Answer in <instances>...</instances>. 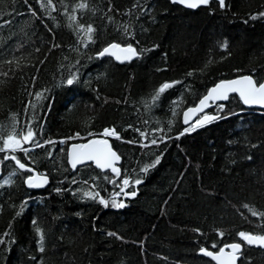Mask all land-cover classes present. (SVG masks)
Here are the masks:
<instances>
[{"label":"trees","instance_id":"obj_1","mask_svg":"<svg viewBox=\"0 0 264 264\" xmlns=\"http://www.w3.org/2000/svg\"><path fill=\"white\" fill-rule=\"evenodd\" d=\"M260 13L264 0H210L195 10L171 0H0V148L14 129L21 140L34 132L22 140L27 153L0 151V264H214L198 250L228 242L242 245L238 264H264V249L239 236H264V112L232 95L222 111L198 116L220 119L180 135L181 112L219 80L260 82ZM80 25L94 28L92 41ZM108 43L139 55L99 59ZM105 128L119 136L106 137L120 175L91 163L72 171L67 145ZM12 156L48 186L27 189L30 171ZM121 188L136 195L121 193L115 199L126 206L114 208Z\"/></svg>","mask_w":264,"mask_h":264},{"label":"snow or ice","instance_id":"obj_2","mask_svg":"<svg viewBox=\"0 0 264 264\" xmlns=\"http://www.w3.org/2000/svg\"><path fill=\"white\" fill-rule=\"evenodd\" d=\"M49 4L51 3V0H48ZM174 3L178 2L181 4H184L188 8H197L200 5H207L209 3V0H173ZM221 7H224V0H219ZM43 7V5H41ZM87 5L85 3H80L77 5V7L83 9ZM259 15L264 16V13H260ZM70 19L75 20L76 17L72 16ZM252 19H256L255 16L252 17ZM80 29L85 32L87 35L88 41H92V33L94 32V28L91 25H88L86 28L84 25H80ZM222 48L227 47V42L221 45ZM147 51V50H144ZM117 52H119L121 55H117ZM105 54H112L116 55V58L121 61L125 60H132L133 57H136L139 55L136 48H134L131 44H128L126 47H121L118 43H112L109 44L106 48H104L101 52H99L98 56H104ZM191 75V73H189ZM76 81L75 75H73L70 79L66 81L67 85H72ZM172 85L169 83L163 84L156 92V94L152 97V100L155 101L159 98L160 94L165 91V89L171 87ZM229 93H239L240 99L243 101L246 105H261L264 106V83L259 82L257 80H254L252 76L249 75H242L238 79H232V80H221L219 83L215 85V87L209 89L208 94L203 97V99L200 100L199 106L196 108H189L187 112H185V123L187 124L190 118V114L194 115L196 112L202 111L205 107L208 106V101H217V100H228ZM37 98L41 97L40 93L36 94ZM224 108L223 104L219 105V109L222 111ZM221 117L218 115H212V116H205L201 120H197L196 124H194L190 128H185L183 132L180 133L181 136H183L186 133H189L191 131H194L196 127H201L213 120L220 119ZM92 133H89V136H92ZM103 135L110 136V137H116L119 138L117 132L115 129H108L105 128L103 130ZM143 135V133H141ZM76 136H79V133L76 134ZM34 137V132L31 127H29L27 134L22 136L23 142H29L32 141ZM22 140L20 138H17V135L15 134V129L13 130V133L7 135L6 138H3V147L0 148V151L5 150H11L15 152L16 150H22L25 153H27L28 149L22 148ZM63 142V141H62ZM49 143H53L52 141H49ZM153 144H156L157 141L153 140ZM40 146V145H37ZM69 156V162L71 163L73 168H76L78 164H83L87 161H94L96 166L101 169H111L113 173H115L117 176L120 175V170L115 167V162L120 160V156L117 155L115 151L112 150L111 146L109 145L108 141L105 139H90L88 143L84 144H73L72 148L69 150L68 153ZM160 156L156 157V160L150 164L145 165L141 171L147 173L148 170L152 167H155L156 164L160 161ZM7 159V157H6ZM11 159L16 161V164L20 169H24L27 171H31V169H27L26 165L24 163H21L19 159H17L16 156H12ZM44 183L47 182L46 177L44 178ZM115 182V181H113ZM7 183V181H5ZM27 183L30 187H39L41 186L38 183H33V177L29 176L27 179ZM140 180H136L135 184H140ZM123 185L125 187H128L129 180L124 179ZM121 193H123L125 196H135L136 192H125L124 188H121V191L119 193H113V199L111 201V205L114 208H124L126 205L123 202H118L115 197L119 196ZM85 196H92V198H95V195H99L96 193L95 195L89 192L84 193ZM101 204H103L105 207L108 206V201L104 200L103 198L99 201ZM245 207H248L245 205ZM251 210V209H250ZM253 215H256V213L253 211ZM17 215H20V213H17ZM264 215V214H261ZM39 232V229L37 230ZM109 235H115V233H109ZM223 235V233H221ZM239 236L242 240L246 241L249 245H259L264 247V236H254L245 232H240ZM41 241L43 240V235L40 236ZM2 243V241H0ZM216 245H213V248H215ZM226 248H230L231 252L226 251ZM241 249V244L239 243H233L231 245H226L225 247L219 248L218 252L209 251L205 248H201L200 252L203 253L206 256L211 257L213 260L217 261V264H236V261L238 259L237 253ZM43 248L41 247V251Z\"/></svg>","mask_w":264,"mask_h":264},{"label":"water","instance_id":"obj_3","mask_svg":"<svg viewBox=\"0 0 264 264\" xmlns=\"http://www.w3.org/2000/svg\"><path fill=\"white\" fill-rule=\"evenodd\" d=\"M218 1H219V0H218ZM171 2L174 3L173 0H171ZM175 4H178V5L182 6L183 8H186V9H192V8H188V7H186L184 4H181V3H178V2H176ZM111 44H112V43H111ZM108 45H109V44H108ZM108 45H107V46H108ZM107 46H105L104 48H106ZM121 47H126V46H122V45H121ZM104 48H103V49H104ZM103 49H102V50H103ZM102 50H101V51H102ZM101 51H100V52H101ZM117 55H121V54H120L119 52H117ZM98 57H99V58H103V57H112L113 60H114L116 63H119V64H123V63H126V62H130V61H132V60L135 58V57H133V59L130 60V61H128V60L121 61V60H118V59L116 58V55H112V54H105V55L102 56V57H101V56H98ZM240 76H242V75H238V76H235V77H232V78H228V79H223V80L238 79ZM249 76H250V75H249ZM220 81H221V80H220ZM220 81L216 82V83H215L214 85H212L209 89L215 87V85H216L217 83H219ZM262 83H264V72H263V82H262ZM209 89H208V91H209ZM208 91L205 93L204 96H206V95L208 94ZM231 94L236 95V96L239 98V100H240V102H241L243 108H255V109H262V110H264V106H261V105H246V104H244L243 101L240 99L239 93H229V95H231ZM204 96H203V97H204ZM203 97H202L201 99H203ZM201 99H200V100H201ZM200 100L197 101V103H196L194 106H192V107H188V108H186V109H184V110L182 111V120H183L184 123H185V112H187L189 108H196L197 106H199V102H200ZM225 101H226V100H217V101H215V102H213V101H211V100L208 101V102H207L208 106L205 107L202 111H200V112H196L194 115H191V114H190V118H189V121H188L187 124L191 123V122L194 120L195 116L198 115L199 113H202V112H204V111H206V110H208V109L213 108V107H214L217 103H219V102H225ZM196 122H197V121H196ZM185 124H186V123H185ZM195 124H196V123H195ZM90 139H105V140L108 141V143H109V145L111 146L112 150L115 151L114 148L112 147V144H111L109 138H107V137H105V136L94 135V136H91V137H87L85 140H82V141H81V140H76V141L70 142V143L67 145V164H68V166L70 167V169H71L72 171H74V170H75L76 168H78V167H81V166H83V165H86V164H90V163H91L92 166H93L94 168H96V169H98V170H100V171H110V172H112V170H111L110 168H109V169H101V168L97 167L94 161H87V162H85V163H83V164H78V165L76 166V168H73V167H72L71 163L69 162V156H68L69 150L72 148V145H73V144H84V143H88V141H89ZM115 152H116V151H115ZM116 153H117V152H116ZM117 155H118V154H117ZM120 161H121V160L115 162V167L118 168V169H119ZM16 165H17V164H16ZM17 167H18V165H17ZM18 168H19V167H18ZM19 169H20V168H19ZM27 169H31V168L27 167ZM22 170H24V169H22ZM112 173H113V172H112ZM29 176H32V177H33V183H38V184H40L41 186H39V187H30L29 184L27 183V179H28ZM45 177H46V180H47L46 183L43 182ZM24 184H25V186H26L28 189H30V190H34V189H41V188H45V187H47L48 184H49V181H48V177H47L44 173H40V172H38V171H36V170H32V169H31V174L27 176V178L25 179ZM251 235H253V234H251ZM254 236H256V235H254ZM233 243H238V242H233ZM233 243H227V244H225V245H223V246H221V247H225L226 245H231V244H233ZM244 243L247 244L246 241H244ZM239 244H240V243H239ZM247 245H249V244H247ZM252 246H254V247H256V248H262V249H264V247L259 246V245H255V244L252 245ZM221 247H220V248H221ZM241 250H242V245H241V249H240L239 252L237 253V255H238V259H237V261H236V264H238V261H239V259H240V257H241ZM209 251H210V250H209ZM218 251H219V249L216 250V251H213V252H218ZM226 251L231 252V249H230V248H226ZM200 254H201V256H204V257H206L207 259H209L210 261H212L214 264H217V261L213 260L211 257L206 256V255H204V254L201 253V252H200Z\"/></svg>","mask_w":264,"mask_h":264},{"label":"bare ground","instance_id":"obj_4","mask_svg":"<svg viewBox=\"0 0 264 264\" xmlns=\"http://www.w3.org/2000/svg\"><path fill=\"white\" fill-rule=\"evenodd\" d=\"M210 1V0H209ZM217 2H219L218 0H216ZM219 4H220V2H219ZM200 6H204V5H200ZM200 6H198L197 8H199ZM221 6V5H220ZM197 8H195V9H197ZM195 9H190V10H195ZM109 44V43H108ZM99 58V57H98ZM104 58V57H103ZM110 58H112V57H110ZM100 59V58H99ZM113 59V58H112ZM115 62V61H114ZM263 72H264V67H263V70H262V78H261V80H260V82H263ZM242 75H250V76H252L251 74H242ZM253 77V76H252ZM226 79H228V78H226ZM253 79H254V77H253ZM223 80V79H222ZM255 80V79H254ZM220 81V80H219ZM210 88V87H209ZM208 88V89H209ZM208 89H207V91H208ZM206 91V92H207ZM205 92V93H206ZM205 95V94H204ZM203 95V96H204ZM233 94H231V95H229V97L230 96H232ZM203 96H201L197 101H199ZM229 99V98H228ZM197 101L194 103V104H192V106H194L196 103H197ZM228 100H226L225 102H219V103H217L216 105H219V104H224V103H226ZM215 105V106H216ZM242 105V104H241ZM189 106V105H188ZM192 106H189V107H192ZM214 106V107H215ZM213 107V108H214ZM188 108V107H187ZM184 109H186V108H184ZM245 109H250V110H259V111H262V112H264V110H262V109H255V108H245ZM208 110H210V109H208ZM208 110H206V111H204V112H202V113H199L198 115H196L195 116V118H194V120L191 122V123H189V124H185L184 122H183V120H182V112H181V120H182V125H183V127L184 128H190V127H192L195 123H196V121L197 120H200L199 118H198V116L199 115H201V114H204L205 112H207ZM88 137H91V136H88ZM27 178V177H26ZM25 178V179H26ZM25 179H24V182H25ZM26 187V186H25ZM27 188V187H26ZM28 189V188H27ZM30 190V189H29ZM112 198H113V196H111ZM119 196H116L115 198L117 199ZM229 243V242H228ZM225 244V243H224ZM201 249V248H200ZM200 249L198 250V254L201 256V254H200ZM206 249V248H205ZM207 250H210V251H216V249L215 250H211V249H207ZM218 250V249H217ZM204 257V256H203ZM206 258V257H205ZM209 260V259H208ZM213 263V262H212Z\"/></svg>","mask_w":264,"mask_h":264}]
</instances>
